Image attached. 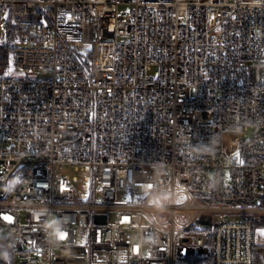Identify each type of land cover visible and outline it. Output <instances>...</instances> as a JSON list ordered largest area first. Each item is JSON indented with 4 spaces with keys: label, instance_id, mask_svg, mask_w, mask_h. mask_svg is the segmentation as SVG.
Wrapping results in <instances>:
<instances>
[{
    "label": "built area",
    "instance_id": "obj_1",
    "mask_svg": "<svg viewBox=\"0 0 264 264\" xmlns=\"http://www.w3.org/2000/svg\"><path fill=\"white\" fill-rule=\"evenodd\" d=\"M2 43L13 264H264V0H0Z\"/></svg>",
    "mask_w": 264,
    "mask_h": 264
},
{
    "label": "trees",
    "instance_id": "obj_2",
    "mask_svg": "<svg viewBox=\"0 0 264 264\" xmlns=\"http://www.w3.org/2000/svg\"><path fill=\"white\" fill-rule=\"evenodd\" d=\"M8 49L5 43L0 44V67L6 64ZM14 258L10 252V242L7 234H0V264H13Z\"/></svg>",
    "mask_w": 264,
    "mask_h": 264
},
{
    "label": "rangeland",
    "instance_id": "obj_3",
    "mask_svg": "<svg viewBox=\"0 0 264 264\" xmlns=\"http://www.w3.org/2000/svg\"><path fill=\"white\" fill-rule=\"evenodd\" d=\"M15 73H19L18 71H16ZM2 233H4L3 231H2ZM261 242H264V231H262L261 233H260V239H259Z\"/></svg>",
    "mask_w": 264,
    "mask_h": 264
}]
</instances>
